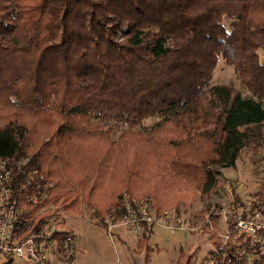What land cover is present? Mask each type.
<instances>
[{
	"label": "trees",
	"instance_id": "1",
	"mask_svg": "<svg viewBox=\"0 0 264 264\" xmlns=\"http://www.w3.org/2000/svg\"><path fill=\"white\" fill-rule=\"evenodd\" d=\"M221 59L252 96L210 87ZM262 125L264 0H0V156H29L16 180L51 184L36 203L15 195L30 217L44 209L35 227L81 205L102 220L124 191L159 214L189 211L200 190L203 216Z\"/></svg>",
	"mask_w": 264,
	"mask_h": 264
},
{
	"label": "built area",
	"instance_id": "2",
	"mask_svg": "<svg viewBox=\"0 0 264 264\" xmlns=\"http://www.w3.org/2000/svg\"><path fill=\"white\" fill-rule=\"evenodd\" d=\"M29 160V156L19 160L0 156V264L9 259L12 264L15 260L23 264H76L74 235L58 217L45 218L35 227L34 221L43 210L30 217L28 208L16 206L15 195L25 193L36 203L47 198L51 187L37 171L27 172L25 182L16 180L15 169L26 166ZM37 176L42 182H36ZM241 188L240 183L223 182L208 195L210 209L198 219H190L183 207L158 214L150 196L137 199L122 193L119 204L99 223L108 234L123 227L138 236L156 228L195 233L206 228L220 240L208 264H264V214L253 209L256 202L247 201L239 193Z\"/></svg>",
	"mask_w": 264,
	"mask_h": 264
},
{
	"label": "rangeland",
	"instance_id": "3",
	"mask_svg": "<svg viewBox=\"0 0 264 264\" xmlns=\"http://www.w3.org/2000/svg\"><path fill=\"white\" fill-rule=\"evenodd\" d=\"M217 85L228 87L234 93L239 92L243 96H252L242 85L235 68L222 59L213 71L210 87ZM27 120L24 124L29 128L31 121L29 118ZM157 121V118L144 120V129L140 128V130H151ZM54 130L55 128H51L40 136L32 132L31 144L34 146L36 142L47 141ZM249 132L252 137L251 144L240 153L235 166L222 168V174L225 179L236 184L240 183L243 188L239 189V193L254 204L261 199L264 191V125L251 127ZM208 145L210 147V144ZM141 153L139 157L142 156ZM165 181L171 179L167 178ZM194 195L192 208L187 211L190 219H198L199 213L205 207V203L200 200V190H195ZM146 196L151 197L150 194ZM47 209L56 210L52 206H48ZM55 217H58L65 228L74 235L76 264H182V262L185 264L184 258L189 255L192 256L193 264H208L214 247V241L211 239L214 236L210 235V231L206 228L196 233L185 230L171 232L156 228L151 230L152 234L148 236L147 241L141 243L142 236L133 235L123 227L108 234L98 225L101 219L97 218L98 222L95 221L94 211L86 209L83 205L79 208V214L67 215L60 208ZM147 246L151 251L146 250ZM1 262H3L2 258H0ZM13 264H23V262L15 260Z\"/></svg>",
	"mask_w": 264,
	"mask_h": 264
}]
</instances>
